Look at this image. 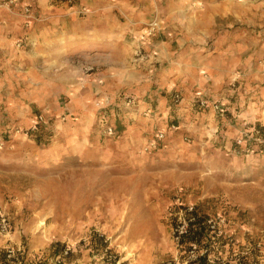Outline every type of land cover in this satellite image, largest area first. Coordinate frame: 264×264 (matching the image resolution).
Returning a JSON list of instances; mask_svg holds the SVG:
<instances>
[{"label": "rangeland", "instance_id": "1", "mask_svg": "<svg viewBox=\"0 0 264 264\" xmlns=\"http://www.w3.org/2000/svg\"><path fill=\"white\" fill-rule=\"evenodd\" d=\"M4 251L264 264V0H0Z\"/></svg>", "mask_w": 264, "mask_h": 264}, {"label": "trees", "instance_id": "2", "mask_svg": "<svg viewBox=\"0 0 264 264\" xmlns=\"http://www.w3.org/2000/svg\"><path fill=\"white\" fill-rule=\"evenodd\" d=\"M207 227L206 221L204 218L200 216H195V219L191 222L188 233L182 236L181 242L189 244L191 242L201 243L203 237L205 236ZM189 236V237H188ZM58 247V248H57ZM65 250V245L60 243L54 244L53 255L62 254ZM5 254L2 259H0V264H23V262H19L18 255H10L8 251H4ZM187 264H233L231 261H224L223 259H215L212 261L209 258L208 252H205L201 255L193 259H189ZM238 264V263H237Z\"/></svg>", "mask_w": 264, "mask_h": 264}, {"label": "built area", "instance_id": "3", "mask_svg": "<svg viewBox=\"0 0 264 264\" xmlns=\"http://www.w3.org/2000/svg\"><path fill=\"white\" fill-rule=\"evenodd\" d=\"M25 10H26L27 12H29V11H30V7L27 5V6L25 7ZM154 24H155V23H153V25H154ZM156 25H157V24H155L154 26H156ZM188 230H189V228H188V226H187V223H183V224L178 225V226L176 227V229H175V231H176V233H177V238L180 239L183 235L187 234V233H188ZM195 247H196V245H195ZM10 255H13V253L10 254Z\"/></svg>", "mask_w": 264, "mask_h": 264}, {"label": "bare ground", "instance_id": "4", "mask_svg": "<svg viewBox=\"0 0 264 264\" xmlns=\"http://www.w3.org/2000/svg\"><path fill=\"white\" fill-rule=\"evenodd\" d=\"M108 178V177H107ZM93 179V178H92ZM106 180V179H105ZM104 181V180H103ZM89 182V181H88ZM90 183V182H89ZM86 185V184H85ZM90 185V184H89ZM88 187V186H87ZM99 187V186H98ZM102 188V187H101ZM90 189H91V186H90ZM85 190V189H84ZM99 190V189H98ZM82 192H86V190L85 191H82ZM88 192H89V190H88ZM92 194V193H91ZM82 195V194H81ZM84 196V195H83ZM85 196H86V194H85ZM81 197V196H80ZM92 197V196H91ZM85 199H86V197H85ZM80 200V199H79ZM78 200V201H79ZM82 200H83V198H82ZM81 200V201H82ZM92 200V199H91ZM96 200V199H95ZM80 202V201H79ZM84 202H86V201H84ZM93 202V201H92ZM83 204V203H82ZM88 206V205H87ZM89 207V206H88ZM81 208V207H80ZM87 208V207H86ZM92 208V207H91ZM83 209V208H82ZM76 210H77V208H76ZM80 216H81V213L79 214ZM88 215V214H87ZM90 216H92V215H90ZM75 218V217H74ZM94 218H96V217H94ZM119 218V217H118ZM126 218V217H125ZM78 219V218H77ZM116 220V219H115ZM117 221V220H116ZM66 226V225H65Z\"/></svg>", "mask_w": 264, "mask_h": 264}, {"label": "crops", "instance_id": "5", "mask_svg": "<svg viewBox=\"0 0 264 264\" xmlns=\"http://www.w3.org/2000/svg\"><path fill=\"white\" fill-rule=\"evenodd\" d=\"M49 6V5H48Z\"/></svg>", "mask_w": 264, "mask_h": 264}]
</instances>
